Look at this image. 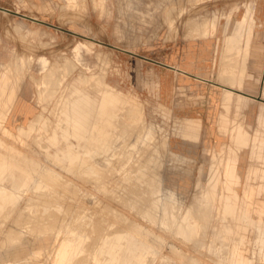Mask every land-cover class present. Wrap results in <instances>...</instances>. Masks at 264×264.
Here are the masks:
<instances>
[{"label":"rangeland","instance_id":"1","mask_svg":"<svg viewBox=\"0 0 264 264\" xmlns=\"http://www.w3.org/2000/svg\"><path fill=\"white\" fill-rule=\"evenodd\" d=\"M263 15L0 0V264H264Z\"/></svg>","mask_w":264,"mask_h":264},{"label":"bare ground","instance_id":"2","mask_svg":"<svg viewBox=\"0 0 264 264\" xmlns=\"http://www.w3.org/2000/svg\"><path fill=\"white\" fill-rule=\"evenodd\" d=\"M251 9V8H250ZM253 12V11H252ZM252 14V13H251ZM246 15L248 16V14H247V12H246ZM264 16V15H263ZM248 18V17H247ZM260 18V17H259ZM259 18H257V19H259ZM251 20V19H250ZM249 20V21H250ZM253 21H254V19H253ZM251 23V22H250ZM250 25V24H249ZM239 26H242V23L239 25ZM251 26V25H250ZM244 27V26H243ZM242 27V28H243ZM249 28V27H248ZM244 30H242V32H243ZM249 31V30H248ZM239 33V32H238ZM234 34V33H233ZM234 35H236V34H234ZM239 34H237V36H238ZM242 35V34H241ZM228 36H230V34L228 35ZM240 36V35H239ZM259 38V37H258ZM237 40H239V39H237ZM255 42H256V39L254 40ZM257 41H258V39H257ZM230 42V41H229ZM243 42V41H242ZM252 42V41H251ZM234 44V43H233ZM238 44V42L236 43V45ZM256 44V43H255ZM239 45V44H238ZM251 45V44H250ZM261 45V44H260ZM254 47H255V45H253ZM236 48V47H235ZM238 48H240V47H238ZM237 48V49H238ZM264 48V47H263ZM254 49V48H253ZM260 51H261V49H260ZM263 51V50H262ZM253 52V51H252ZM252 54V53H251ZM251 57V56H250ZM255 57H256V55H255ZM253 58V57H252ZM251 60V59H250ZM249 61V60H248ZM254 62V61H253ZM248 64H249V62H248ZM253 64H255V63H253ZM244 65V64H243ZM259 65V64H258ZM257 65V66H258ZM250 66V65H249ZM252 66V65H251ZM260 66V65H259ZM263 67H264V65H262ZM251 68V67H250ZM263 70V68L260 66V68H259V72L260 71H262ZM8 74V73H7ZM9 77V76H8ZM0 78H1V76H0ZM10 78V77H9ZM2 79H4V83H7V81H5V79H8V78H5V77H2ZM9 80V79H8ZM61 80V79H60ZM257 84V83H256ZM20 86V85H19ZM260 86V85H259ZM19 88V87H18ZM263 90H264V88H263ZM230 92V91H229ZM233 92V91H232ZM230 94V93H229ZM75 96L74 97H80V96H82V95H79V96H77V93L76 94H74ZM231 95V94H230ZM240 96V95H239ZM244 97V96H243ZM70 99H73V98H70ZM248 99V97L246 98V100ZM108 100H109V98H107V97H105L104 95H103V97H102V107H103V110L105 109V105L107 104V103H109L108 102ZM111 104V103H110ZM99 105V104H98ZM10 107H11V105H10ZM33 107V106H32ZM264 108V107H263ZM109 109V108H108ZM111 109V108H110ZM70 110V109H69ZM97 110H98V108H97ZM72 111V110H71ZM113 111V110H112ZM73 113V112H72ZM81 112H79V114H80ZM113 113H115V112H113ZM75 114V113H74ZM78 114V113H77ZM82 114V113H81ZM106 114V113H105ZM77 116V115H76ZM79 116V115H78ZM74 117V116H73ZM83 117V116H82ZM85 117V116H84ZM113 117V116H112ZM78 118V117H77ZM86 119V118H85ZM110 118L109 117H107V119H106V122H109L108 120H109ZM113 119H114V117H113ZM110 121H112V120H110ZM92 123V122H91ZM6 125V124H5ZM87 125V124H86ZM104 123H100V126L99 127H101L100 129H99V134H101V132H103L104 131ZM89 127V126H88ZM2 128V127H1ZM10 130V129H9ZM6 133V132H5ZM7 135H8V133H7ZM9 135H10V133H9ZM22 142V141H21ZM238 156V155H237ZM230 159V158H229ZM229 159H227V160H229ZM237 160H238V158H237ZM237 160H233L234 162H236ZM229 162V161H228ZM82 164V163H81ZM236 164V163H235ZM228 165V164H227ZM232 165V164H231ZM233 166H235V165H233ZM7 167H9V166H7ZM232 167V166H231ZM230 167V168H231ZM228 168V167H227ZM229 168V169H230ZM7 170V169H6ZM231 170V169H230ZM3 172V171H2ZM6 172V171H5ZM215 174V173H214ZM20 177V176H19ZM238 177V176H237ZM224 183V182H223ZM249 184V183H248ZM4 189V188H3ZM1 190H2V187H1ZM6 191V190H5ZM248 192V191H247ZM261 193V192H260ZM208 208V207H207ZM232 208V207H231ZM205 210V209H204ZM55 215V214H54ZM52 216V215H51ZM50 216V217H51ZM54 217V216H53ZM52 218V217H51ZM230 218V217H229ZM231 224V223H230ZM129 225V224H128ZM181 230V229H180ZM254 231V230H253ZM196 234V233H195ZM220 244V243H219ZM227 245V244H226ZM53 248V247H52ZM241 258V257H240ZM239 260V259H238ZM200 262V261H199ZM234 262V261H233ZM238 264V263H237ZM241 264V263H240Z\"/></svg>","mask_w":264,"mask_h":264},{"label":"crops","instance_id":"3","mask_svg":"<svg viewBox=\"0 0 264 264\" xmlns=\"http://www.w3.org/2000/svg\"><path fill=\"white\" fill-rule=\"evenodd\" d=\"M25 101V100H24Z\"/></svg>","mask_w":264,"mask_h":264}]
</instances>
